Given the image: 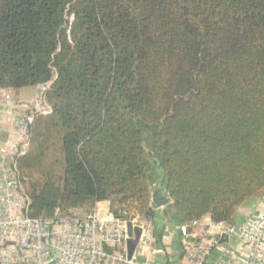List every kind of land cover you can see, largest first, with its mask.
Segmentation results:
<instances>
[{"label":"trees","instance_id":"16d2710c","mask_svg":"<svg viewBox=\"0 0 264 264\" xmlns=\"http://www.w3.org/2000/svg\"><path fill=\"white\" fill-rule=\"evenodd\" d=\"M46 83L32 218L232 224L264 196V0H0V88Z\"/></svg>","mask_w":264,"mask_h":264},{"label":"built area","instance_id":"2783aa9c","mask_svg":"<svg viewBox=\"0 0 264 264\" xmlns=\"http://www.w3.org/2000/svg\"><path fill=\"white\" fill-rule=\"evenodd\" d=\"M52 83L38 85L33 98L16 96L11 88H0V264H131L127 222L97 209L53 219L29 216L31 200L25 192L19 160L30 146L31 126L39 116H49L48 91ZM140 229L137 254L155 248L156 226L134 218ZM200 229V221L189 224ZM224 236L245 243L249 255L243 264H264V212L250 211L238 225L212 220L192 242L183 243V264H207L210 253L222 245ZM222 264H233L234 252ZM144 264H158L148 257Z\"/></svg>","mask_w":264,"mask_h":264},{"label":"crops","instance_id":"0c3cea01","mask_svg":"<svg viewBox=\"0 0 264 264\" xmlns=\"http://www.w3.org/2000/svg\"><path fill=\"white\" fill-rule=\"evenodd\" d=\"M18 96L31 97L34 93V89L30 88V92H24V89L16 92ZM25 98V97H24ZM154 198L151 199V204L160 214V217L164 214L165 209L169 207V201L160 205H154ZM110 201H102L97 204V211L104 216L109 207ZM250 211H254L256 214L264 212V196L256 198L250 204L241 207L236 214L235 221L232 225H238L247 217ZM82 213V212H81ZM211 221L210 217H205L200 221V225L203 226L200 229H192L188 225H179L165 219H160L156 228H163V236L160 243L155 244L153 252L144 250L142 253L137 254L135 249L132 254L131 264H144L148 257H153L158 264H183V243L192 242L197 238L204 228ZM130 245L128 244V249ZM225 247L230 248L234 252L233 264H243L244 259L249 255V247L238 240L234 236L224 238L221 246L216 247L208 256L207 264H222L230 256L225 252ZM136 248V247H135Z\"/></svg>","mask_w":264,"mask_h":264},{"label":"water","instance_id":"95a60500","mask_svg":"<svg viewBox=\"0 0 264 264\" xmlns=\"http://www.w3.org/2000/svg\"><path fill=\"white\" fill-rule=\"evenodd\" d=\"M133 225H134V217L131 218L128 222H127V233H128V237H129V240H128V244L130 245L129 249H128V253H129V257L131 258L132 257V254H133V251L135 249V247H132L131 246V235H132V231H133ZM227 236H224V238H226ZM223 242V241H222Z\"/></svg>","mask_w":264,"mask_h":264},{"label":"rangeland","instance_id":"374dc122","mask_svg":"<svg viewBox=\"0 0 264 264\" xmlns=\"http://www.w3.org/2000/svg\"><path fill=\"white\" fill-rule=\"evenodd\" d=\"M24 92H26V93H28V92H30V88H24ZM16 96H18L17 95V93H16ZM33 96H34V93L31 95V97H27V96H24L25 98H33ZM19 97H21V96H19ZM23 96L21 97V98H24ZM26 177V176H25ZM82 212V213H81ZM88 211H85V210H75L74 212H73V214H84V213H87Z\"/></svg>","mask_w":264,"mask_h":264}]
</instances>
